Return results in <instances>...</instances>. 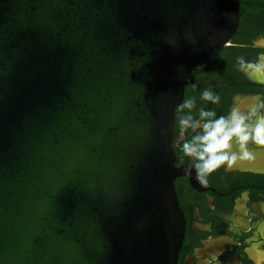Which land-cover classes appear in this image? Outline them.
Instances as JSON below:
<instances>
[{
  "label": "water",
  "instance_id": "95a60500",
  "mask_svg": "<svg viewBox=\"0 0 264 264\" xmlns=\"http://www.w3.org/2000/svg\"><path fill=\"white\" fill-rule=\"evenodd\" d=\"M236 0H0V264H176L172 124Z\"/></svg>",
  "mask_w": 264,
  "mask_h": 264
},
{
  "label": "flooded vegetation",
  "instance_id": "af4514ba",
  "mask_svg": "<svg viewBox=\"0 0 264 264\" xmlns=\"http://www.w3.org/2000/svg\"><path fill=\"white\" fill-rule=\"evenodd\" d=\"M236 2L238 22L230 42L191 71L173 119V165L180 171L173 188L183 219L176 264H264V147L249 142L254 160L222 165L207 176V184H201L193 167L195 158L181 150L201 130L181 134L177 124L185 115L199 119L201 109L214 111L216 117L228 115L237 97L246 114L245 105L264 99V85L239 71L238 62L240 57L255 61L264 52V0ZM205 90L219 96V102L202 99ZM188 98L194 100V107L181 111ZM233 151L239 154L237 148Z\"/></svg>",
  "mask_w": 264,
  "mask_h": 264
},
{
  "label": "clouds",
  "instance_id": "9594fccd",
  "mask_svg": "<svg viewBox=\"0 0 264 264\" xmlns=\"http://www.w3.org/2000/svg\"><path fill=\"white\" fill-rule=\"evenodd\" d=\"M238 62L239 71L250 80L264 85V52L259 53L255 61L245 62L240 57ZM202 99L218 103L220 98L205 90ZM240 103L241 98L237 97L228 115L216 117L214 111L201 109L199 119L185 115L177 120L181 134L188 129L201 130L200 134L194 135L191 141H185L181 146L184 156L195 158L193 167L197 170L201 184H207V176L222 165L231 167L237 160H254L255 156L248 150L249 142L264 147V112L261 111L264 109V99L245 105L246 114L242 112ZM193 107L194 100L188 98L182 103L181 111ZM234 147L239 154L233 151Z\"/></svg>",
  "mask_w": 264,
  "mask_h": 264
}]
</instances>
